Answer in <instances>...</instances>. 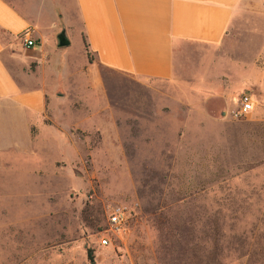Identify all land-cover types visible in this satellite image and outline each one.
I'll list each match as a JSON object with an SVG mask.
<instances>
[{"label":"rangeland","instance_id":"obj_1","mask_svg":"<svg viewBox=\"0 0 264 264\" xmlns=\"http://www.w3.org/2000/svg\"><path fill=\"white\" fill-rule=\"evenodd\" d=\"M48 3L27 47L48 65L18 83L46 104L0 136V264H264V0L181 42L166 78L90 62L72 0Z\"/></svg>","mask_w":264,"mask_h":264},{"label":"crops","instance_id":"obj_2","mask_svg":"<svg viewBox=\"0 0 264 264\" xmlns=\"http://www.w3.org/2000/svg\"><path fill=\"white\" fill-rule=\"evenodd\" d=\"M248 1L72 0L90 62L154 78L172 74L174 49L181 42H218L234 13ZM48 4V0H0V136L12 109L16 116L24 112L31 116L46 104V87L18 96V83L23 76H37L40 64L48 65V53L41 46L37 61L20 40L27 32L33 42L41 43L40 19Z\"/></svg>","mask_w":264,"mask_h":264},{"label":"built area","instance_id":"obj_3","mask_svg":"<svg viewBox=\"0 0 264 264\" xmlns=\"http://www.w3.org/2000/svg\"><path fill=\"white\" fill-rule=\"evenodd\" d=\"M20 40L22 45L26 47L31 46L33 44V40L27 32L23 33L20 36ZM251 108H252V98L250 93H248L247 91H242L237 96L236 105L230 111V113L233 118H242L246 115L247 112L250 111ZM106 219L109 225L112 226L110 228L118 229L122 221V211L119 208L112 209L107 213ZM107 240L108 239L105 236H101L99 238L100 244L102 245L106 244Z\"/></svg>","mask_w":264,"mask_h":264},{"label":"water","instance_id":"obj_4","mask_svg":"<svg viewBox=\"0 0 264 264\" xmlns=\"http://www.w3.org/2000/svg\"><path fill=\"white\" fill-rule=\"evenodd\" d=\"M55 39H56L57 46H64L69 43V40L66 36V33L63 27H61V29L55 34Z\"/></svg>","mask_w":264,"mask_h":264},{"label":"trees","instance_id":"obj_5","mask_svg":"<svg viewBox=\"0 0 264 264\" xmlns=\"http://www.w3.org/2000/svg\"><path fill=\"white\" fill-rule=\"evenodd\" d=\"M84 46H85V44H84ZM86 55H87V57H88V60L89 61H91V59H92V57H91V55L89 54V52L86 50ZM87 258H88V260H92V256L91 255H87Z\"/></svg>","mask_w":264,"mask_h":264}]
</instances>
